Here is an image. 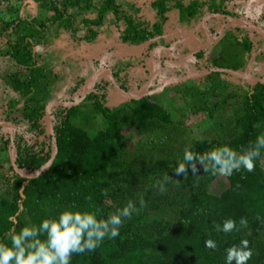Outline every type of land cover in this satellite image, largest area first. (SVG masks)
<instances>
[{"label": "trees", "instance_id": "16d2710c", "mask_svg": "<svg viewBox=\"0 0 264 264\" xmlns=\"http://www.w3.org/2000/svg\"><path fill=\"white\" fill-rule=\"evenodd\" d=\"M35 1L40 13L34 17L22 16V7L8 5L11 2L6 9L8 18L0 15V39L5 44L0 52V67L8 66L7 71L0 70V100L2 94L5 95L4 107L0 105V108L5 121L16 132L23 127L27 132H37L40 138L48 135L40 122L45 115L50 87L58 77L41 63L37 51L48 32L64 31L75 41L97 45L100 30L108 28L115 33L119 45H140L162 36L171 11H178L181 22L191 23L206 9L232 16L227 5L236 0H154L149 5L152 18L142 15L143 8L137 2ZM80 12L87 16L81 18ZM81 31L83 37L79 36ZM246 38L241 42L233 41L250 55L253 43ZM227 42V39L223 41ZM212 65L233 71L241 68L235 61L226 65L215 61ZM214 75L219 78L220 72ZM114 76L118 81L119 76ZM229 81L221 79L225 84ZM211 85L216 83L211 81ZM89 87L90 83L86 84L84 91ZM234 99L229 120L216 113L220 102L212 109L189 104L190 114L207 112L208 122L217 129L214 134L218 138L194 139L186 147L199 154L224 144L241 153L247 151L256 137L264 133V82L249 85L248 90L242 89V96L236 95ZM100 100L92 92L80 104L64 110V120L55 127V156L45 146L34 151L23 135L18 136L14 160L20 169L34 173L50 162L51 165L36 178L19 179L12 198L0 197V242L10 244L6 236L12 228L19 231L27 224L38 225L44 218L57 217L73 205L80 210L98 208L106 218L132 200L139 211L125 220L120 236L115 240L106 238L95 252L74 255L72 264H224L225 249L239 244L242 239L250 242L254 253L249 264H264V149L254 172L241 170L231 177L224 176L229 188L214 195L208 189L215 176L200 170L202 165L197 164L195 174L191 168L183 177L175 173L177 161L183 154L180 158L175 155L174 160L152 159L146 154L147 158L143 159L150 160L127 162L125 129H135L139 135L150 137L149 147L169 145L167 132L174 124L172 113L175 112L172 105L153 102L149 97L106 107ZM226 101L228 99L223 102ZM77 119L83 121V125H76ZM93 120L102 123L96 134L86 127ZM3 152H8V147L0 149L1 171L9 162L2 159ZM160 184L166 191L159 189L152 197L156 185ZM170 189L175 197L168 205L179 204L177 218L173 221L155 217L151 223L149 213L162 212L160 204L170 195ZM141 198L146 202L142 208ZM10 217H14V221ZM242 217L248 221L246 228L239 225ZM226 219L235 220L240 230L218 233L214 225ZM206 239L215 240L217 249H207Z\"/></svg>", "mask_w": 264, "mask_h": 264}, {"label": "rangeland", "instance_id": "374dc122", "mask_svg": "<svg viewBox=\"0 0 264 264\" xmlns=\"http://www.w3.org/2000/svg\"><path fill=\"white\" fill-rule=\"evenodd\" d=\"M100 1V0H96ZM119 2H137L143 8L142 15L149 16L152 18V13L149 5L154 0H118ZM186 2L192 0H184ZM207 1V0H201ZM8 2H11L8 4ZM255 5L260 3L255 0ZM21 6V15L22 16H36L40 13L38 8V3L35 0H19L14 2V0H0V15L7 19L6 9L8 5ZM248 5V4H247ZM246 5V6H247ZM252 7V5H251ZM247 9L249 13L254 17L258 18V15L251 11L252 9L248 5ZM246 11V8L244 9ZM248 13V14H249ZM81 18L86 17L87 14L84 12L78 13ZM165 29L168 31L169 29L173 31V34L179 32L177 36H181V32L184 33V27L181 25L176 26L173 22H169V24H165ZM264 28V19L261 18L260 26ZM256 27V28H258ZM188 28V27H187ZM259 29V28H258ZM181 31V32H180ZM59 32V33H56ZM169 34V33H168ZM166 34V35H168ZM255 36H254V35ZM79 36L83 37L84 33L81 31ZM176 35H171L170 40L166 38L167 43L170 45L173 41V37ZM228 36V35H227ZM251 37L256 38L259 36L256 32H251ZM118 38L112 29L102 28L100 30V42L99 44H88L86 42H78L73 40L68 34L64 31H56L53 30L48 32L45 40L37 47V51L41 56V63L46 67L52 69L54 73L58 76L56 82L50 87V97L46 103L45 115L41 120V128L48 134L43 135L38 138L37 132L29 131L25 128H20L17 132L14 130L11 124H5L4 127L0 128V149L4 147H8V152L2 153V159H9L7 162L6 168L0 170V197L12 198L14 195V189L17 185L19 179L26 180L27 176H32L34 173L26 170L20 169L14 160L15 153L17 152L16 143L19 135H23L25 137V141L32 147H34V151H37L45 146L49 152L53 151L55 154V127L59 126L64 120V110L70 108L73 105L80 104L81 94L84 92V85L88 82L91 87H93L92 92L98 96L101 100V104L106 107L109 103V94L107 92V83L105 84L104 77L106 74H102L98 76L94 82L90 79L93 74L97 73L102 68L108 67L110 64L108 63L109 59L104 57L100 58V54L102 56L108 57V52L110 54H120L118 51L119 48L123 47V45L118 44ZM172 39V40H171ZM229 40L228 37H226ZM119 45V46H118ZM99 46V47H98ZM231 44L227 43L223 50L225 54L230 57L238 56L239 54L235 53L238 51L239 46H234V50L231 47ZM5 48L4 41L0 39V52H2ZM103 50L99 52V50ZM220 50V49H219ZM228 50L231 52L227 53ZM99 52V53H98ZM106 53V54H105ZM235 53V54H233ZM99 54V56L97 55ZM233 59V58H232ZM234 61H238V59H233ZM208 66H204L202 69V73L198 71L197 77L200 75H207L209 72ZM3 69V70H2ZM2 71H7L8 66L5 65V68H1ZM4 73V72H2ZM205 73V74H204ZM208 76L202 78H195L193 76H189L187 78V82L185 85H163L161 87H156L154 85L153 91H149L147 95L143 92L142 86L132 87L133 89L130 92L139 93V95L143 94L142 98H151L153 102L161 103L162 105H172L175 110L173 115L174 124L168 127L167 136L169 145H164L160 147H149L147 140L148 136L139 135L135 129H125L124 135L126 139V143L128 146L125 148V156L128 164H132L139 159L142 160H150L143 159L147 158L146 154H149L152 159L157 158H165L174 160L175 155L179 156L183 154L185 147L194 139H217L218 135H215L214 132L217 130L209 120L207 112L197 111L196 113H191L189 110V104L198 105L201 108L208 107L212 109L217 103H219V109L216 110V113L223 117L225 120H229L232 114L233 105L235 104L234 96H242V89H247L249 85H239L238 82L234 81L231 83V80L228 84L221 82L227 81L231 78L229 73L225 71L220 72L219 78L214 75V72ZM219 73V72H218ZM96 75V74H95ZM172 75V74H171ZM257 77V75H256ZM261 79L264 80V74L260 76ZM211 81L215 82L216 85H211ZM175 82V81H172ZM171 82V83H172ZM87 83V84H88ZM80 85L78 87V85ZM246 84V83H245ZM137 90V92H136ZM215 91L214 93H212ZM1 94V90H0ZM235 94V95H234ZM158 98V99H157ZM0 100V105L4 107L5 95L2 94ZM228 99V101L223 102ZM93 101V100H91ZM159 101V102H158ZM91 103V102H90ZM91 105V104H89ZM89 108V107H88ZM90 111V110H89ZM88 112V111H87ZM86 112V113H87ZM2 110L0 108V122H5V119L2 114ZM216 114V115H217ZM90 115V114H88ZM86 118V117H85ZM82 122V123H81ZM76 125H83V121L75 120ZM86 126V125H85ZM102 126L101 120L90 121L86 127H88L89 132L92 134H96L97 131ZM95 128V129H94ZM166 135V133H165ZM13 138V140H12ZM0 140V141H1ZM12 140V141H11ZM13 142V143H12ZM5 143V144H4ZM172 151V155L170 152ZM140 152V153H139ZM170 155V156H168ZM140 158H137L139 157ZM203 167H200V170H203ZM184 174H182V177ZM28 180V179H27ZM229 188V183L224 176L217 175L211 181L209 185V192L214 195H220L225 190ZM160 189L158 185H156L155 190L153 191L152 197L156 194V192ZM161 191V190H160ZM170 194L164 201L160 204L163 208L162 212L153 211L149 213V220L152 223L154 218L158 219H167V220H175L178 216V205H168L171 201V198H174L175 195L172 190H168ZM168 205V206H167ZM165 207V208H164ZM22 208V206H21Z\"/></svg>", "mask_w": 264, "mask_h": 264}, {"label": "crops", "instance_id": "0c3cea01", "mask_svg": "<svg viewBox=\"0 0 264 264\" xmlns=\"http://www.w3.org/2000/svg\"><path fill=\"white\" fill-rule=\"evenodd\" d=\"M254 1L236 0L229 3L227 11L232 16L214 14L206 9L203 14L191 23L181 22L178 11H171L167 14L166 24L173 22L175 26L176 24L183 26L184 33L180 31L181 36H177L179 32L173 34L174 30L171 31L169 29L166 31L165 25L161 37L140 45H123L118 50L120 54L117 55L108 52V57H106L100 54V58H110L108 61L110 65L97 71L96 75L93 74L88 80L94 82L98 76L107 75L104 77L103 82L108 84L105 87L111 102L108 106L113 107L129 100L143 97V94L139 95V93L133 94V92H130L133 89L132 87L137 89L143 85L141 88L147 95L150 89L153 91L154 85L156 87L168 84L175 86L185 85L189 76L196 78L198 71L203 74L202 69H204V66H208L209 72L225 71L229 73L231 78L228 80H231V82L236 81L243 85H256L258 82H264L260 77L264 74V28L258 27L260 26L261 18L264 19V0H257L260 3L257 2L256 5ZM247 4L252 9L251 11L258 15V18H254L249 13ZM245 8L246 11L244 10ZM253 31L258 33L259 36L256 38L251 37L250 34ZM171 35H176V37L172 36L173 41L169 45L166 38L170 40ZM226 37L229 38L227 43H232L230 49L232 47L233 50L235 49L234 46H236L234 39H238L241 42L242 39L247 37L253 43L252 52H250V55L249 53L246 54L244 53V48L239 46L237 50L240 55L238 57L227 56L223 50L225 48L224 45H227V43H223ZM230 52L231 50H228L227 53ZM97 55L99 56V54ZM191 58H195L194 62ZM232 58L238 59L235 62L241 67L236 71L212 65L215 61L220 62L222 65L230 64L234 61ZM209 72L205 76L210 75L211 73ZM114 74L119 76L118 81L115 80ZM202 76L200 75L197 78H202ZM92 90L93 87L90 85L81 94L79 102H83L92 93ZM5 124L9 123L6 121L0 122V128H3Z\"/></svg>", "mask_w": 264, "mask_h": 264}, {"label": "clouds", "instance_id": "9594fccd", "mask_svg": "<svg viewBox=\"0 0 264 264\" xmlns=\"http://www.w3.org/2000/svg\"><path fill=\"white\" fill-rule=\"evenodd\" d=\"M191 59L194 62L195 58ZM262 149L264 133L258 135L254 144L243 153L228 144L214 147L203 154L195 153L186 147L182 159L177 161L175 173L185 174L191 168L195 174L197 164L202 165L205 172L214 176L231 177L241 170L251 173L255 171L256 161L261 157ZM159 187L161 192L166 191L163 184ZM145 206L146 202L141 198L140 207ZM138 211L136 203L132 200L106 218L98 208L80 210L73 205L61 211L57 217L44 218L38 225L27 224L19 231L12 228L6 236L10 244L0 242V264H72L74 255L95 252L106 238H118L125 220L131 219L133 213ZM10 219L14 221V217ZM247 224V219L242 217L239 221L240 227L246 228ZM214 227L218 233L224 234L240 230L233 219H226ZM204 246L210 250H216L218 247L213 239H206ZM253 255L250 242L242 239L239 244L225 249L224 264H249Z\"/></svg>", "mask_w": 264, "mask_h": 264}, {"label": "water", "instance_id": "95a60500", "mask_svg": "<svg viewBox=\"0 0 264 264\" xmlns=\"http://www.w3.org/2000/svg\"><path fill=\"white\" fill-rule=\"evenodd\" d=\"M57 153V146H56V144H55V154ZM55 154H54V156H55ZM54 156H53V158H54ZM52 158V159H53ZM51 165V162L49 163V164H47L43 169H41V170H38V171H36L35 173H34V175H32V176H25V177H27L28 179H32V178H36L37 176H39L40 174H41V172H43V170H46L49 166Z\"/></svg>", "mask_w": 264, "mask_h": 264}, {"label": "flooded vegetation", "instance_id": "af4514ba", "mask_svg": "<svg viewBox=\"0 0 264 264\" xmlns=\"http://www.w3.org/2000/svg\"><path fill=\"white\" fill-rule=\"evenodd\" d=\"M28 179V178H27Z\"/></svg>", "mask_w": 264, "mask_h": 264}]
</instances>
